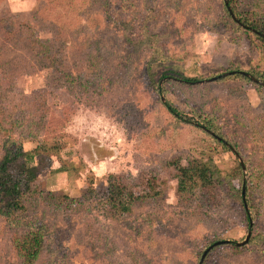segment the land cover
Listing matches in <instances>:
<instances>
[{
	"label": "rangeland",
	"instance_id": "374dc122",
	"mask_svg": "<svg viewBox=\"0 0 264 264\" xmlns=\"http://www.w3.org/2000/svg\"><path fill=\"white\" fill-rule=\"evenodd\" d=\"M230 1L246 24L264 22V0ZM227 70L264 74V41L226 0H0V159L11 143L48 147L25 209L0 214V264H25L15 238L38 226L34 264H199L221 239L233 242L203 264H264V85L163 75ZM167 99L213 118L227 144L176 118ZM193 158L223 179L213 193H178L172 162ZM110 173L140 194L152 174L160 193L113 216Z\"/></svg>",
	"mask_w": 264,
	"mask_h": 264
},
{
	"label": "trees",
	"instance_id": "16d2710c",
	"mask_svg": "<svg viewBox=\"0 0 264 264\" xmlns=\"http://www.w3.org/2000/svg\"><path fill=\"white\" fill-rule=\"evenodd\" d=\"M228 1V5L231 6L237 17V13L232 6V1ZM227 11L229 13L228 8ZM230 16L232 17L231 14ZM238 19L245 26L249 24V29L256 32L259 35V38L264 41V36L258 33L260 32L264 34V22L255 24L248 21V24H246L240 18ZM250 73L260 80L264 81L263 73ZM236 74H240L244 78L250 79L248 76L242 75L239 72L228 75ZM163 75L164 78H173L174 76L176 77V79L187 83L200 80L198 77L186 76L183 73H178L177 71L164 72ZM160 90L163 91V87H161ZM164 104L167 110L179 120L195 124L202 129H204L203 126H205L221 137V135H219L215 130L216 125L213 122V118L202 117L201 114H196V116L194 117L187 116L181 109H179L168 99L164 102ZM213 137L216 138L219 143L227 144L223 137L222 139H219L216 136ZM47 149V144H41L37 146L35 150L27 151L21 144L15 145L13 143H11V145H7L4 148L3 156L0 159V214L9 217L12 214L21 212L25 209V205L23 203V195L25 193L34 192V187H36V185L34 184L39 179V175L44 168L42 167V160L46 156ZM172 163L177 171V191L179 194H186L187 192L190 193L196 189L201 193H213L220 185L224 183L223 179L214 176L215 172H213L212 166L209 164V162L193 158L190 159L187 164H182L180 160L173 161ZM236 177L240 178V176L238 175H234L233 178ZM142 180L145 184L146 189H148L146 190L148 192L144 194H140L139 192H137L134 189L135 187L133 186V184H129L124 179L123 175L117 173H110L108 175L107 187L102 190V195L105 196L104 198L107 204H109V211L111 215L116 216L130 212L135 202L143 199L146 196L158 195L160 193L159 190H157L155 187L156 176L152 174L147 175L146 177L142 176ZM228 182V184L232 187L231 182ZM90 190V192L93 191L92 188ZM38 191L39 193H42V190L40 188ZM63 200L73 201L74 199L71 198L68 194H63ZM245 209L246 212L249 213L248 208L245 207ZM247 217L249 219L248 214ZM42 233V229L39 226L34 228L30 227L25 231L24 235L20 237V239H18L17 237L15 238V247L23 257V261L25 264H34L39 257L45 241ZM250 239L247 243L250 242Z\"/></svg>",
	"mask_w": 264,
	"mask_h": 264
},
{
	"label": "water",
	"instance_id": "95a60500",
	"mask_svg": "<svg viewBox=\"0 0 264 264\" xmlns=\"http://www.w3.org/2000/svg\"><path fill=\"white\" fill-rule=\"evenodd\" d=\"M226 5H227V8H228V10H229V13L232 15L233 19L236 20L237 22H239L240 24H242L243 26H245V25H244V24H243V23H242V22L236 17V15H235L234 11L232 10L231 6L228 5V1H227V0H226ZM255 31H256V30H255ZM258 33L264 36V34H262V33H260V32H258ZM235 72H239V73H241L242 75L248 76L252 81H254V82L257 83V84L264 85V81L260 80L259 78H257L256 76H254L253 74H251L250 72H248V71H246V70H239V71L231 70V71H227V72H224V73L218 74V75L213 76V77H211V78H209V79H206V80H205V79H204V80H199L198 82H204V81H215V80H218V79L222 78L223 76H226V75H228V74H233V73H235ZM203 128H204V130H206V131H207L208 133H210L211 135L216 136V137L219 138V139H222V137H220V136H218L217 134H215V132L212 131L211 129L206 128L205 126H203ZM225 142H226V140H225ZM226 143H227V142H226ZM242 195H243V200H244L245 207L248 208V204H247V202H246V195H245V184L243 185ZM250 224H252L251 221H250ZM250 237H251V230L249 229L246 238H245L243 241H241V242L237 241V242H235V243H236L237 245H244V244H246V243L249 241ZM231 242H233V240H230V239H221V240H217V241H215L214 243H212L211 245H209V246L204 250V252H203V254H202V256H201V259H200L199 264H203L206 255L208 254V252H209L212 248H214L215 246L220 245V244H226V243H231Z\"/></svg>",
	"mask_w": 264,
	"mask_h": 264
}]
</instances>
